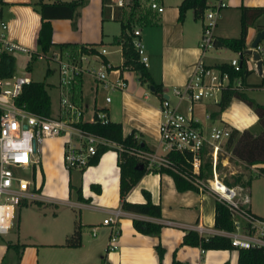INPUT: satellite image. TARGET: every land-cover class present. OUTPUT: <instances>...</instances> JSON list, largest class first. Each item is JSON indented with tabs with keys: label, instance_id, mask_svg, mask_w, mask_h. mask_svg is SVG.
I'll return each instance as SVG.
<instances>
[{
	"label": "crops",
	"instance_id": "crops-1",
	"mask_svg": "<svg viewBox=\"0 0 264 264\" xmlns=\"http://www.w3.org/2000/svg\"><path fill=\"white\" fill-rule=\"evenodd\" d=\"M112 1L114 5L116 0ZM157 1L163 10L151 9L147 16L150 22L140 21L145 26L141 23L137 25L139 15H133L136 20L133 28L140 31L136 37L141 39L148 55L147 70L153 81L162 85L163 96L168 97L172 105L189 113V102L179 100L172 88L184 84L200 56L207 64L216 65L236 57L237 51L213 46L214 51L208 52L209 48L201 55L199 42L203 16L196 18L186 14L179 19L178 5L181 0ZM164 1L169 5L167 9ZM215 1L209 0L208 4ZM35 2L37 0H0V16L8 21L11 38L30 50L41 51L38 45L41 16L35 9ZM141 2L149 5V0ZM102 4V0H87L81 5L75 27L71 18H51L54 44L49 50L57 49L58 43L67 42L70 44L68 47L78 53L82 52V44L93 46L97 51L87 53V59L82 63L88 69L105 70L106 80L99 79L95 72L85 71L71 90L73 99L84 109L85 121L95 110H103L109 120L121 123L123 135L133 133L143 145L142 149L157 156L164 155L166 150L161 144L158 127L162 98L151 88L153 84L141 82L137 71L123 65L120 21L114 19L112 12L103 18ZM241 5L264 6V0H227L220 9L215 36H230L224 24L230 21L234 24V20L238 22L240 32ZM123 7L129 9L127 3ZM261 30H264V12L248 29L247 48ZM258 45L261 72L257 70L256 60L251 54L246 53V63L250 72H255L260 79H255L250 87L246 77L242 90L255 101L264 103V36ZM228 50L234 51L236 56H224ZM48 68V75L54 71L58 75L57 67L48 65ZM118 77L125 80L124 89L110 87L109 82ZM48 83L57 90L55 113L51 109V115H56L59 109L58 77ZM107 96L110 100L106 99ZM217 109V103L205 99L196 102L191 113L205 130L212 124L242 130L252 127L258 120L254 109L239 98H233L225 109L212 115ZM206 111L210 112V118L205 117ZM63 142L64 137L56 135L47 136L37 144L32 157L37 156L40 161L31 163L27 168L33 176V181L30 180L33 196L21 198L16 206L13 227L6 234L0 233V264H172L175 255L182 261L191 260V264L237 263L239 248L202 250L198 245L181 243L184 233L190 229L204 236L219 234L223 230L214 225L216 199L208 189L179 190L169 173L150 171L141 176L126 198L132 202H144L146 197L143 192L149 191L151 200L161 206V216L131 212L121 207L117 149L114 146L107 148L95 163L80 170L65 167ZM261 177L263 182L258 183L254 192L256 181ZM78 186L83 199L76 192ZM244 186L249 194V210L264 217V173L254 176ZM112 210L121 212L119 235L117 246L107 249L112 226L104 223L103 219L110 216ZM133 217L162 223L159 235L138 231L133 226ZM77 219L82 224L81 244L65 246L63 243L73 231ZM198 225H202L205 231L199 232ZM157 243L164 247L161 260L155 248Z\"/></svg>",
	"mask_w": 264,
	"mask_h": 264
},
{
	"label": "built area",
	"instance_id": "built-area-1",
	"mask_svg": "<svg viewBox=\"0 0 264 264\" xmlns=\"http://www.w3.org/2000/svg\"><path fill=\"white\" fill-rule=\"evenodd\" d=\"M149 6L162 11L163 6L157 0H149ZM227 0H216L204 11L202 33L199 42L201 55L214 46L215 27ZM115 4L124 6L125 0H116ZM139 29H134V46L139 60L145 66L149 63L148 55L140 38L136 37ZM259 49V45H257ZM29 52L30 48L14 40L9 35V23L0 16V233H8L14 224L16 206L21 198L31 197V181L22 175L31 163H39V158L32 155L35 146L47 136H62L63 161L66 168L83 169L90 164V159L97 154L100 146H118L107 137L93 133L78 125L85 121L84 109L72 97L71 90L83 72L89 71L102 80H106L105 70L95 71L84 66L82 61L87 59V53L74 52L71 49L48 50L36 52L35 57L46 56L57 64L59 109L56 115H44L30 111L24 104L18 103V97L24 84L33 80L30 76L4 74L5 58L12 56L13 51ZM35 51V50H33ZM102 51H105L102 48ZM48 53V55H46ZM235 70L241 68V54L228 61ZM110 87L124 89L126 82L118 77L109 82ZM244 82L240 77L231 83L228 71L215 65L207 64L200 56L193 64L186 81L182 85L172 88L173 94L179 100L189 102V113L183 112L170 103L169 98L163 96L160 104L161 119L159 122L160 141L166 153L169 150H178L186 155L191 164L193 173H198L202 164L204 147L211 156L212 177L206 187L201 185V179L196 178L194 183L200 189H208L216 200L222 202L230 210L233 226L232 230H220L219 234L230 238L231 245L236 248L263 247L264 248V217L252 213L247 204L249 194L241 184L229 185L219 177L217 163L223 146L231 128L212 124L207 130L203 129L198 118L192 115L193 105L196 102L211 99L217 103L222 90L236 88L242 90ZM110 100V96L106 97ZM210 118V112H205ZM107 113L95 110L88 121H108ZM129 151L147 161L148 166L169 165L166 153L157 156L153 152L139 147H132ZM120 210H112L111 215L103 222L112 226L107 249L117 246L119 235ZM199 232H204L202 225L197 226ZM202 250H204L202 248Z\"/></svg>",
	"mask_w": 264,
	"mask_h": 264
},
{
	"label": "trees",
	"instance_id": "trees-1",
	"mask_svg": "<svg viewBox=\"0 0 264 264\" xmlns=\"http://www.w3.org/2000/svg\"><path fill=\"white\" fill-rule=\"evenodd\" d=\"M87 0H57L46 2L37 0L34 3L35 9L41 16V27L38 34V45L41 50L48 51L54 44L51 38L52 27L51 18L68 17L72 19L73 26H76V18L79 14L78 8L85 4ZM209 0H181L178 5L179 19L184 17V13L188 8L193 9L196 18H201L205 9L209 6ZM103 18L111 12L114 19L120 21V41L123 50V65L137 71L141 82L153 84L155 92L159 93L163 98L162 85L154 82L152 76L145 66L139 60L138 52L134 46V20L133 15L138 14V20L145 23L150 22L147 18L149 11L152 9L149 5L143 4L141 0H126L129 9L123 6L113 5L112 0H102ZM129 10V11H127ZM135 11H137L135 13ZM264 12V6H240V32L238 36H215L214 46H225L241 54V68L235 70L229 62H220L215 66L222 70L228 71L231 83L235 78L240 77L245 83L246 76L250 73V69L246 63V37L249 27L254 24L256 18ZM127 17L124 19V16ZM67 43H58L56 46L60 49H71ZM73 50V49H71ZM80 50L85 53H95L97 50L91 46L82 44ZM13 56L8 55L5 58L4 74H10L13 71ZM49 74L47 67L45 76ZM47 83L44 80H31L24 84L22 92L18 97V103L24 104L27 109L32 112L51 115V97L47 90ZM233 98H239L250 105L258 115V120L252 127L239 130L236 127L231 128L230 135L222 143L225 151L228 152V160L236 165H241L247 172L236 171L229 176H224L223 180L229 184L250 183L251 179L261 173H264V103L255 101L246 91L236 88H225L222 90L220 100L217 102L218 109L212 113L216 115L219 111L225 109ZM78 125L88 131L107 137L115 142L118 152L117 164L119 166V195L121 199V207L125 210L140 214L150 215L154 217L161 216V206L151 200L150 192L144 190L146 200L144 202H132L127 200L126 195L129 190L137 183L141 176L147 172H166L172 175L175 185L179 190L196 189L199 187L194 183L195 179L207 178L211 174V156L208 149L204 147L202 153V164L198 173H193L191 164L188 162L186 155L178 150H169L166 157L169 165L153 164L148 166L147 161L139 158L129 151L132 147L143 148L133 133L123 135L122 125L119 121L108 120L101 121H82ZM112 146H100L97 154L90 159V164L95 163L99 155ZM223 156L219 154V159ZM220 167V162L217 163ZM252 167L256 170L253 173ZM244 175L246 178L243 179ZM72 187L71 182L69 183ZM76 192L80 199H83L81 187H76ZM133 226L140 232L145 234L159 235L162 223L147 220L143 218L133 217ZM214 225L218 229L232 230L234 228L230 210L222 202L216 200L215 205V222ZM82 224L80 219L76 220L75 226L71 234H69L63 245L79 246L81 244ZM182 244L198 245L203 249H231L235 248L231 245L230 238L222 234H212L208 236L200 235L196 230H187L182 238ZM155 248L158 252L160 260L164 253V247L161 243H157ZM48 264H65L63 262H50ZM172 264H183L180 260L173 257ZM236 264H264V248L249 247L239 248V256Z\"/></svg>",
	"mask_w": 264,
	"mask_h": 264
},
{
	"label": "rangeland",
	"instance_id": "rangeland-1",
	"mask_svg": "<svg viewBox=\"0 0 264 264\" xmlns=\"http://www.w3.org/2000/svg\"><path fill=\"white\" fill-rule=\"evenodd\" d=\"M164 6L167 9L169 7V5L166 3V1H164ZM129 11V10H127ZM137 11H135L136 13ZM190 15V16H194V11L191 8H188L185 13L184 16ZM127 17V15L124 16V19ZM138 19V18H137ZM134 22L136 21L133 17ZM141 23L139 20L137 22V25ZM142 26H145V24L141 23ZM115 26H117V24H114ZM224 29L227 31V33L230 36H237L239 35V24L236 20H234V24L230 21L229 24H224ZM234 34V35H232ZM214 51V48H210L208 50L209 51ZM36 52H40L38 49H36L35 51L30 50L29 52H22V51H13L12 52V56H13V74L14 75H22V76H30L33 80H44L47 83V88H48V92L51 95V109L52 112L55 113L56 111V105H57V90L50 86V84L48 83L49 81H53L55 80L58 75L56 76L55 71L51 74V75H46V69L48 67V65H51L52 67H57V64L55 62H53L52 60H50L48 57L46 56H42V57H35L36 56ZM46 55H48V53H46ZM230 55V56H229ZM224 56H228L229 58H231V56H236V54L234 53V51L232 50H228L227 53L224 54ZM58 70V69H57ZM256 72L258 73V71L256 70ZM246 80L248 81V85L250 87L253 86V81H255V79H260L259 75H256L255 72H250L247 76H246ZM250 93V92H249ZM251 95H254L253 92L250 93ZM209 101H212L211 99H207ZM221 153L223 154L221 159H218V163L220 162V167L219 165H217V172L219 174V177L221 179H223L224 176H229L231 173H235L236 171H243V172H247V170L243 169V167L241 165H236L233 162H230L228 160V152L224 150V148L222 149ZM250 170L253 173H256V170H254L252 167H250ZM22 175H24L25 177L29 178L30 180L33 181V176L31 174L30 170H25ZM212 177V172L209 175V177L207 178H202L201 179V185L203 187H206L207 184H209V180ZM246 178V175H244L243 179ZM263 177H261L259 180L256 181V185L254 186V192H256L257 190V186L258 183L260 184L261 182H263ZM205 250V249H204ZM175 259L180 260L176 257L175 255ZM182 261V260H180ZM191 260H188V262L186 260L182 261L183 264H191L192 262H190Z\"/></svg>",
	"mask_w": 264,
	"mask_h": 264
},
{
	"label": "water",
	"instance_id": "water-1",
	"mask_svg": "<svg viewBox=\"0 0 264 264\" xmlns=\"http://www.w3.org/2000/svg\"><path fill=\"white\" fill-rule=\"evenodd\" d=\"M264 36V30H261L259 33L256 34L255 38L251 42V46L249 48L245 49V53L251 54L252 58L256 60V68L259 72H261V64H262V59L260 57V53L257 49V45L260 41V39ZM151 88L153 89L154 86L151 85ZM36 148L35 143H34V149Z\"/></svg>",
	"mask_w": 264,
	"mask_h": 264
}]
</instances>
